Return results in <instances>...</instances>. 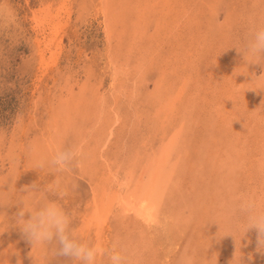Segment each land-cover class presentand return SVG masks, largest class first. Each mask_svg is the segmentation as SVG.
I'll return each instance as SVG.
<instances>
[{
	"label": "rangeland",
	"instance_id": "rangeland-1",
	"mask_svg": "<svg viewBox=\"0 0 264 264\" xmlns=\"http://www.w3.org/2000/svg\"><path fill=\"white\" fill-rule=\"evenodd\" d=\"M58 7H62V12L55 19ZM47 8L51 21L40 27L35 17L44 14ZM111 16L114 24L109 34L107 18ZM250 20H264V0H0V232H3L0 249L11 245L16 250L11 252L14 257L9 264H16L17 259L22 260L21 264L33 261L29 255L31 243L14 221L22 207L16 203L21 198L29 200L40 195L56 198L55 191L45 189L57 185L67 189L61 203L72 212L78 237L95 245L100 239L105 249L120 238L131 264H178L185 250L201 260L213 253L214 259L207 264L224 261L229 264L235 252L237 256H244L243 264H264V251L257 247V230L250 228L243 235L228 211L229 204L239 194L264 193V169L258 168L259 164L264 165V152L256 141L264 134V91L247 89L258 86L246 82L251 79V73L259 75L264 69L260 64H250L249 75H238L246 68L238 66L242 63V53L231 48L244 39ZM55 22L60 23L56 35L52 27ZM54 35L56 39L45 52L51 65L45 67L38 54V42L44 46ZM91 84L94 86L90 87ZM50 140L64 145L85 142L83 158L71 173H56L49 168L35 171L36 161L46 154ZM164 149L168 159L159 166L164 179L159 182L158 193L162 197L156 220L148 227L139 218L124 212L114 200L102 234L95 237V221L90 230L83 222L90 219L94 194L99 202L106 204L118 191L108 175H113V171L126 177L131 171L132 183L139 182V178H142L140 182H146L149 172L158 167ZM33 184L42 191L26 195L23 189ZM30 254H35L42 264H72L67 258L55 255L51 245L37 246ZM97 260V264H107L106 255L98 256Z\"/></svg>",
	"mask_w": 264,
	"mask_h": 264
},
{
	"label": "clouds",
	"instance_id": "clouds-1",
	"mask_svg": "<svg viewBox=\"0 0 264 264\" xmlns=\"http://www.w3.org/2000/svg\"><path fill=\"white\" fill-rule=\"evenodd\" d=\"M231 48L242 53V63L238 66L246 68V71L237 74L249 75L248 66L250 64H260L264 69V20H250L244 39L235 43ZM250 75L251 79L246 82L255 84L258 88L247 89L264 91V71H261L259 75L255 73ZM30 150L35 151V148ZM82 154V142L68 145L52 142L47 153L36 161V169L49 168L56 173H71L72 168L79 163ZM112 182L119 190H123L127 183L118 174L112 176ZM45 190L55 191L56 198L40 195L29 200L21 198L16 203L22 204V207L14 216L15 224L20 227L22 233L31 243L29 255L33 258L32 264H42L34 255L30 254L33 249L37 246L45 248L49 245L52 246L55 255L67 258L72 264H97V258L100 255L107 256V264H131L127 250L119 238L114 240L109 248L104 249L78 237L73 226V214L61 203V200L67 195L66 188L57 185L55 188L49 186ZM23 191L37 193L42 189L33 184L24 188ZM229 212L237 230H242L243 235L250 228L257 230V247L258 250L264 251V193L239 194L230 205ZM25 214H27V218H25ZM15 251L11 245L8 248L0 249V264H9L7 256ZM212 255L211 257L207 255L201 260L189 250H185L178 258V264H207V261L212 259ZM16 264H21V261L17 259ZM229 264H243L242 254L237 256L235 252Z\"/></svg>",
	"mask_w": 264,
	"mask_h": 264
},
{
	"label": "bare ground",
	"instance_id": "bare-ground-1",
	"mask_svg": "<svg viewBox=\"0 0 264 264\" xmlns=\"http://www.w3.org/2000/svg\"><path fill=\"white\" fill-rule=\"evenodd\" d=\"M158 1V0H157ZM106 2H108V1H106ZM159 2H161V1H159ZM63 3V2H62ZM109 3V2H108ZM111 4V3H110ZM161 4V3H160ZM142 5H144V4H142ZM58 6V5H57ZM66 6V5H65ZM162 7V6H161ZM66 8V7H65ZM213 8V7H212ZM58 9H59V7H58ZM165 9H166V7H165ZM55 10V9H54ZM178 10V9H177ZM195 11V10H194ZM49 8H47V9H45V11L43 12L44 14H41L40 16H38L37 15V17H35V20L38 22V25L41 27L42 25H46L47 23H50V21H51V16L49 15ZM60 12H62V7L59 9V10H57V12H56V14L54 15L55 17H53V18H55V19H57V17H60ZM166 12V11H165ZM172 12V11H171ZM54 13V12H53ZM147 13V12H146ZM38 14H39V12H38ZM52 14V13H51ZM196 14V13H195ZM261 14V13H260ZM176 15V14H175ZM62 16V15H61ZM158 16V15H157ZM198 16V15H197ZM63 17V16H62ZM172 17V15L170 16V18ZM238 17V16H237ZM166 18V17H165ZM168 18V17H167ZM174 18V17H173ZM33 19V18H32ZM172 19V18H171ZM184 19V18H183ZM49 20V21H48ZM179 20V19H178ZM190 20V19H189ZM158 21V20H157ZM53 22V21H52ZM178 22V21H177ZM194 22V21H193ZM196 22V21H195ZM60 23H61V21H60ZM59 22H55V25L53 24L52 25V27L54 26V31H53V33L56 35L57 33H58V29L60 28V24ZM107 23H108V26H107V28H108V30H106V31H108V33L110 34L111 32V30L113 29L112 28V26H111V24L113 25L114 24V20H113V16H111L110 17V19H108L107 18ZM185 23V22H184ZM206 23V25H207V22H205ZM170 24V23H169ZM182 25V24H181ZM200 25H201V23H200ZM177 26V25H176ZM180 26V25H179ZM106 27V26H105ZM115 27V26H114ZM112 28V29H111ZM136 29V28H135ZM208 29V28H207ZM241 29V28H240ZM53 30V29H52ZM210 30V29H209ZM137 31V30H136ZM185 31V30H184ZM233 31V30H232ZM52 32V31H51ZM208 32V31H207ZM239 32V31H238ZM210 33V32H209ZM216 33V32H215ZM147 34V33H146ZM53 36V37H51L49 40H48V42H45V45L44 46H41V41H39L38 43H39V50H38V54H39V56H40V60L42 61V63H44L43 65L45 66V67H47V66H49V65H51V63L49 64V61H47L46 60V57H45V52H46V49H50L51 48V46H52V43H53V41L56 39V36ZM139 35V34H138ZM208 35V34H207ZM217 35H218V33H217ZM110 36V35H109ZM112 36V35H111ZM143 36H144V34H143ZM234 36V35H233ZM232 36V37H233ZM137 37H139V36H137ZM207 37V36H206ZM135 38H136V35H135ZM147 38V37H146ZM204 38V37H203ZM214 38V37H213ZM226 38V37H225ZM228 39V38H227ZM42 40V39H41ZM134 40V39H133ZM215 40H217V39H215ZM224 40V39H223ZM240 40V39H239ZM44 41V40H43ZM139 40H137V42H138ZM160 41V40H159ZM227 41V40H226ZM236 41V40H235ZM109 42V41H108ZM144 42H145V40H144ZM146 42H148V40L146 41ZM169 42H170V40H169ZM172 42V41H171ZM232 42V41H231ZM114 43V42H113ZM135 43V42H134ZM139 43V42H138ZM158 43V42H157ZM132 44V43H131ZM130 44V45H131ZM148 44H150V43H148ZM227 44V43H226ZM160 45H162V44H160ZM159 45V46H160ZM222 45H223V43H222ZM173 46H174V44H173ZM110 47V46H109ZM114 48V47H113ZM136 49V48H135ZM139 50V49H138ZM142 50V49H141ZM140 50V51H141ZM146 51H148L147 49H145ZM173 51V50H172ZM54 52V51H53ZM122 52V51H121ZM133 53H134V51H132ZM143 52V51H142ZM152 52V51H151ZM154 53V52H153ZM114 54V53H113ZM52 55H53V53H52ZM118 55V54H117ZM145 55V54H144ZM170 55V54H169ZM216 55H217V53H216ZM186 58V57H185ZM192 58V57H191ZM230 59V58H229ZM106 60V59H105ZM153 60V59H152ZM194 60V59H193ZM136 61V60H135ZM234 61V60H233ZM183 62V61H182ZM235 62V61H234ZM106 63H108V62H106ZM183 63H185V62H183ZM230 63V62H229ZM233 63V62H232ZM110 64V63H109ZM176 64H178V63H176ZM194 64V63H193ZM227 64V63H226ZM165 65V64H164ZM237 65V64H236ZM175 66V65H174ZM180 66V65H179ZM184 66V65H183ZM229 66H230V64H229ZM232 66H233V64H232ZM50 67V66H49ZM172 67H173V64H172ZM227 67H228V64H227ZM226 67V68H227ZM255 67V66H254ZM115 68H117V67H115ZM177 68V67H176ZM181 68H182V66H181ZM184 68V67H183ZM211 68V67H210ZM112 69H114V67L112 68ZM165 69H167V67H165ZM175 69V68H174ZM173 69V70H174ZM198 69V68H197ZM228 69V68H227ZM236 69V68H235ZM234 69V67H233V70H235ZM239 69V68H238ZM238 69H237V71H238ZM241 69H242V67H241ZM202 70V69H201ZM207 70V69H206ZM224 70V69H223ZM226 70V69H225ZM228 70H231V69H228ZM91 71V70H90ZM92 71H93V69H92ZM98 71V70H97ZM120 71V70H119ZM143 71V70H142ZM210 72H212L211 70H209ZM218 71V70H217ZM217 71H216V73H217ZM219 71H220V68H219ZM222 71V70H221ZM220 71V72H221ZM241 71V70H240ZM88 72V71H87ZM118 72V71H117ZM122 72V71H121ZM120 72V73H121ZM162 72V71H161ZM165 72V71H164ZM167 72V71H166ZM174 72V71H173ZM172 72V74H174ZM185 72V71H184ZM189 72V71H188ZM203 72V71H202ZM204 72H205V70H204ZM210 72H208V73H210ZM213 72H215V70L213 71ZM226 72V71H225ZM231 72H232V70H231ZM92 73V72H91ZM108 73V72H107ZM110 73V72H109ZM169 72H167V74H168ZM224 73V72H223ZM228 73V72H227ZM233 73V72H232ZM122 74V73H121ZM121 74H119V75H121ZM164 74V73H163ZM241 74V73H240ZM179 75V74H178ZM209 75V74H208ZM210 75H212V74H210ZM213 75H215V73L213 74ZM220 75V74H219ZM229 75V74H228ZM227 75V76H228ZM236 75V74H235ZM239 75V74H238ZM122 76V75H121ZM121 76H119V77H121ZM190 76V75H189ZM233 76V75H232ZM231 76V77H232ZM112 77V76H111ZM114 77V76H113ZM163 77V76H162ZM175 77V76H174ZM184 77H185V75H184ZM187 77V76H186ZM185 77V78H186ZM195 77V76H194ZM206 77V76H205ZM209 77V76H208ZM211 77V76H210ZM213 77V76H212ZM218 77V76H217ZM224 77V76H223ZM115 78V77H114ZM176 78V77H175ZM220 78H221V75H220ZM230 78V77H229ZM233 78H235V77H233ZM118 79V78H117ZM160 79V78H159ZM163 79V78H162ZM180 79V78H179ZM192 79V78H191ZM219 79V78H218ZM223 79H225V77L223 78ZM231 79V78H230ZM188 80H189V78H188ZM196 80V79H195ZM214 80V79H213ZM97 81V80H96ZM132 81V80H131ZM162 81V80H161ZM194 81V80H193ZM210 81V80H209ZM215 81H216V79H215ZM214 81V82H215ZM224 81V80H223ZM227 81V80H226ZM225 81V82H226ZM69 82V81H68ZM91 82V81H90ZM180 82H182V81H180ZM188 82V84H189V81H187ZM213 82V81H212ZM213 82V83H214ZM228 82V81H227ZM230 82V81H229ZM232 82V81H231ZM70 83V82H69ZM87 83V82H86ZM92 83H93V81H92ZM98 83V82H97ZM112 83V82H111ZM183 83H184V81H183ZM186 83V82H185ZM184 83V84H185ZM192 83V82H191ZM94 84L96 85V83H95V81H94ZM94 84H93V86H94ZM99 84V83H98ZM210 84V83H209ZM230 84V83H229ZM232 84V83H231ZM118 85V84H117ZM167 85V84H166ZM170 85V84H169ZM168 85V86H169ZM183 85V84H182ZM218 85V84H217ZM239 85V84H238ZM84 86V85H83ZM82 86V87H83ZM92 86V84L90 85V87ZM92 86V87H93ZM171 86V85H170ZM231 86V85H230ZM229 86V87H230ZM245 86V85H244ZM210 87V86H209ZM212 87H213V85H212ZM217 87V86H216ZM225 87V86H224ZM228 87V88H229ZM235 87V86H234ZM234 87H233V89H234ZM127 88V87H126ZM129 88V87H128ZM184 88V87H183ZM215 88V87H214ZM238 88H240V87H238ZM87 89V88H86ZM89 89V88H88ZM93 89V88H92ZM120 89H122L121 87H120ZM179 89V88H178ZM213 89V88H212ZM230 89H232V88H230ZM96 90V89H95ZM112 90V89H111ZM129 90H130V88H129ZM172 90V89H171ZM177 90V89H176ZM216 90V89H215ZM243 90V89H242ZM180 91V90H179ZM194 91H196V90H194ZM249 91V90H248ZM90 92H94V90H92V91H90ZM97 92H99V91H97ZM121 92H123V91H121ZM125 92V91H124ZM167 92V91H166ZM181 92V91H180ZM216 92V91H215ZM233 92V91H232ZM237 92V91H236ZM251 92H252V90H251ZM254 92V91H253ZM85 93V92H84ZM118 93V92H117ZM116 93V95H118ZM167 93H169V92H167ZM183 93V92H182ZM198 93V92H197ZM260 93H262V92H260ZM88 94V93H87ZM181 94V93H180ZM190 94V93H189ZM235 94V93H234ZM236 94H238V93H236ZM77 95H79V94H77ZM97 95V94H96ZM122 95H123V93H122ZM130 95V94H129ZM154 95V94H153ZM124 96V95H123ZM176 96H178V94L176 95ZM214 96V95H213ZM259 96V94L257 95V97ZM72 97V96H71ZM118 97V96H117ZM116 97V98H117ZM125 97H126V95H125ZM137 97V96H136ZM156 97V96H155ZM154 97V98H155ZM171 97V96H170ZM212 97V96H211ZM241 97V96H240ZM75 98V97H74ZM81 98H82V96H81ZM81 98H80V100H81ZM88 98V97H87ZM91 98V97H90ZM89 98V99H90ZM119 98V97H118ZM123 98V97H122ZM177 98H179V97H177ZM187 98V97H186ZM226 98H228V97H226ZM239 98V97H238ZM73 99V98H72ZM103 99V98H102ZM108 99V98H107ZM121 99V98H120ZM119 99V100H120ZM131 99V98H130ZM160 99V98H159ZM168 99V98H167ZM171 99V98H170ZM244 99V98H243ZM74 100V99H73ZM83 100V99H82ZM91 100V99H90ZM104 100V99H103ZM115 100H117V99H115ZM155 100H156V98H155ZM214 100H215V98H214ZM237 100V99H236ZM75 101V100H74ZM122 101V100H121ZM151 101V100H150ZM157 101V100H156ZM155 101V102H156ZM167 101V104H168V100H166ZM170 101H172V100H170ZM209 101V100H208ZM217 101V100H216ZM226 101V100H225ZM258 101V100H257ZM68 102V101H67ZM82 101H80V103H81ZM93 102V101H92ZM134 102V101H133ZM136 102H138V101H136ZM173 102V101H172ZM178 102V101H177ZM189 102V101H188ZM232 102V101H231ZM76 103V102H75ZM84 103V102H83ZM86 103H88V102H86ZM89 103H91V101L89 102ZM93 103H95V102H93ZM99 103V102H98ZM97 103V104H98ZM124 103V102H123ZM174 103V102H173ZM182 103V102H181ZM262 103V102H261ZM97 104H95L94 106L96 107V105ZM118 104V103H117ZM126 104V103H125ZM162 104H163V102H162ZM183 104V103H182ZM76 105V104H75ZM78 105V104H77ZM100 105V104H99ZM111 105V104H110ZM109 105V106H110ZM119 105V104H118ZM164 105V104H163ZM171 105V104H170ZM187 105V104H186ZM132 106V105H131ZM157 106V105H156ZM182 106V105H181ZM188 106V105H187ZM207 106V105H206ZM210 106V105H209ZM226 106V105H225ZM231 106H233L232 104H231ZM95 107H93L94 109H96ZM102 107V106H101ZM162 107V106H161ZM183 107V106H182ZM192 107V106H191ZM236 107V106H235ZM77 108V107H76ZM127 108V107H126ZM185 108V107H184ZM215 108V107H214ZM213 108V109H214ZM240 108V107H239ZM219 109V108H218ZM245 109V108H244ZM118 110V109H117ZM116 110V111H117ZM158 110V109H157ZM162 110H163V107H162ZM186 110V109H185ZM220 110V109H219ZM222 110V109H221ZM233 110V109H232ZM231 110V111H232ZM257 110V109H256ZM68 111H69V109H68ZM111 111V110H110ZM133 111V110H132ZM143 111V110H142ZM166 111V110H165ZM230 111V110H229ZM258 111H260V109L258 110ZM257 111V112H258ZM75 112V111H74ZM89 112H90V110H89ZM92 112H94V111H92ZM98 112V111H97ZM105 112V111H104ZM233 112V111H232ZM58 113V112H57ZM98 113H100V112H98ZM218 113V112H217ZM222 113V112H221ZM91 114V113H90ZM220 114V113H219ZM60 115V114H59ZM64 115V114H63ZM98 115V114H97ZM116 115V114H115ZM115 115H113L114 117H115ZM135 115H137L136 113H135ZM174 115V114H173ZM228 115V114H227ZM235 115V114H234ZM92 116H95V115H92ZM99 116H100V114H99ZM106 116V115H105ZM111 116H112V114H111ZM134 116V115H133ZM224 116V115H223ZM231 116V115H230ZM260 116V115H259ZM62 117V116H61ZM78 117H80V116H78ZM102 117H103V115H102ZM128 117V116H127ZM176 117V116H175ZM212 117V116H211ZM225 117V116H224ZM228 117V116H227ZM63 118V117H62ZM61 118V119H62ZM68 118V117H67ZM67 118H66V120H67ZM81 118V117H80ZM90 118V117H89ZM117 118V117H116ZM136 118H138V116L136 117ZM221 118H223V117H221ZM232 118V117H231ZM263 118V117H262ZM93 119V118H92ZM165 119V118H164ZM163 118L161 119V120H164ZM239 119V118H238ZM59 120V119H58ZM80 120V119H79ZM94 120V119H93ZM230 120H232V119H230ZM87 121V120H86ZM90 121V120H89ZM130 121V120H129ZM223 121V120H222ZM227 121H229V120H227ZM92 122V121H91ZM94 122V121H93ZM92 122V123H93ZM138 122V121H137ZM185 122V121H184ZM230 122V121H229ZM79 123V122H78ZM84 123V122H83ZM129 123V122H128ZM190 123V122H189ZM262 123V122H261ZM90 124V123H89ZM130 124H131V122H130ZM187 124V123H186ZM220 124V123H219ZM98 125V124H97ZM107 125V124H106ZM112 125V124H111ZM114 125V124H113ZM166 125V124H165ZM224 125H225V123H224ZM44 126V125H43ZM109 126H110V124H109ZM163 126V125H162ZM230 126V125H229ZM228 126V127H229ZM69 127V126H68ZM171 127V126H170ZM176 127H178V126H176ZM176 127H175V129H176ZM225 127V126H224ZM94 128H96V127H94ZM113 128V127H112ZM227 128V127H226ZM225 128V129H226ZM66 129V128H65ZM68 129V128H67ZM77 129V128H76ZM109 129V128H108ZM173 129H174V127H173ZM49 130V129H48ZM102 130H104V129H102ZM110 130V129H109ZM222 130H223V128H222ZM264 130V129H263ZM56 131H58V130H56ZM86 131V130H85ZM88 131V130H87ZM129 131V130H128ZM179 131V130H178ZM230 132H231V130H229ZM48 132V131H47ZM88 132H90V131H88ZM88 132H87V134H88ZM96 132V131H95ZM225 132V131H224ZM252 132V131H251ZM49 133V132H48ZM85 133V132H84ZM183 133V132H182ZM228 131H227V135H228ZM232 133V132H231ZM24 134V133H23ZM93 134V133H92ZM179 134V133H178ZM177 134V135H178ZM248 134V133H247ZM260 134V133H259ZM43 135V134H42ZM89 135V134H88ZM112 135V134H111ZM163 135V134H162ZM172 135H173V133H172ZM230 135V134H229ZM235 135V134H234ZM18 136V135H17ZM20 136V135H19ZM94 136V135H93ZM176 136V135H175ZM232 136H233V134H232ZM45 137V136H44ZM48 137H49V135H48ZM108 137V136H107ZM125 137V136H124ZM173 137V136H172ZM237 137V136H236ZM53 138V137H52ZM82 138V137H81ZM170 138V137H169ZM218 138V137H217ZM235 138V137H234ZM256 138H258V137H256ZM18 139V138H17ZM22 139V138H21ZM25 139V138H24ZM46 139V138H45ZM80 139V138H79ZM175 139V138H174ZM178 139V138H177ZM224 139H226V138H224ZM248 139V138H247ZM19 140H20V138H19ZM52 140V139H51ZM50 140V141H51ZM57 140H59V139H57ZM84 140V139H83ZM91 140V139H90ZM92 140H93V137H92ZM106 140H108V139H106ZM173 140V139H172ZM209 140V139H208ZM227 140V139H226ZM43 141V140H42ZM81 141V140H80ZM171 141V140H170ZM175 141V140H174ZM233 141V140H232ZM235 141H236V139H235ZM234 141V142H235ZM250 141V140H249ZM257 142H259V144H258V146H259V148L260 149H262V151L264 152V134L262 135V137H260V140H256ZM21 142V141H20ZM44 142H46V141H44ZM52 142V141H51ZM184 142V141H183ZM185 142H186V140H185ZM218 142V141H217ZM228 142V141H227ZM234 142L233 143H231V146L234 144ZM238 142V141H237ZM85 143V142H84ZM83 143V144H84ZM167 143V142H166ZM172 144H173V141L171 142ZM236 143V142H235ZM245 143V142H244ZM47 144V143H46ZM49 144V143H48ZM92 144V143H91ZM98 144V143H97ZM230 144V143H229ZM237 144V143H236ZM250 144V143H249ZM93 145V144H92ZM104 145V144H103ZM164 145V144H163ZM167 145V144H166ZM171 145V144H170ZM225 145H226V143H225ZM238 145H239V142H238ZM32 146V145H31ZM85 146H89V145H85ZM94 146V145H93ZM168 146V145H167ZM172 146V145H171ZM215 146H216V144H215ZM221 146V145H220ZM227 146V145H226ZM246 146V145H245ZM35 147H37V144H36V146ZM244 146L242 145V148H243ZM256 147V146H255ZM41 148V147H40ZM86 148V147H85ZM164 148V147H163ZM223 148V147H222ZM234 148V147H233ZM236 148V147H235ZM237 148H238V146H237ZM240 148V147H239ZM254 148V147H253ZM19 149V148H18ZM29 149V148H28ZM31 149V148H30ZM39 149V148H38ZM101 149V148H100ZM170 149V148H169ZM231 149V148H230ZM27 150V149H26ZM45 150V149H44ZM161 150H163L162 148H161ZM236 150V149H235ZM234 150V151H235ZM241 150V149H240ZM246 150V149H245ZM41 151V150H40ZM92 151V150H91ZM164 151L165 152H163L160 156H159V160H158V167L156 168H153L150 172H149V179H148V181H146V182H140V180H142V178H139L140 180H139V182H135V183H132L133 182V177H134V175H133V173H131V171L129 172V173H127V175H126V177H123L126 181H127V183H126V187L123 189V190H119L118 189V191L116 192V193H114L115 195H113L112 197H113V199L109 196V194L107 195V196H109L111 199H110V202L108 203V201H107V203L105 204L103 201L102 202H99L98 200H97V195L96 194H94V197H93V200H92V206H93V208L91 209L92 211H91V213H89V221H87V219H86V221L87 222H83V224L85 225V227H87V230L89 229L90 230V228L92 227V223H93V221H95V225H96V227H95V229H96V233H95V237L97 236L98 238L100 237V235L102 234V230H103V227H104V224L106 223V221H107V216H108V214H109V209L112 207V205H113V203H114V200H117L118 201V205H120L122 208H123V211L124 212H126V213H130L131 215H133V216H135V217H137V218H139L142 222H144V223H146V224H148V227H149V224H151L152 222H154L155 220H156V216L158 215L157 213L159 212V206L158 205H160V203H161V197H162V195H160L159 193H158V190H159V182L161 181V179H164V178H162V176H161V173H160V171H162V168L161 169H159V166H161V165H164V163H165V161L168 159V156H167V150H165L164 149ZM186 151V150H185ZM225 151V150H224ZM239 151V150H238ZM254 151V150H253ZM20 152V151H19ZM34 152V151H33ZM46 152V151H45ZM44 152V153H45ZM95 152V151H94ZM181 152H183V151H181ZM243 152V151H242ZM251 152V151H250ZM17 153V152H16ZM15 153V154H16ZM31 153V152H30ZM47 153V152H46ZM86 153V152H85ZM103 153V152H102ZM149 153V152H148ZM161 153V152H160ZM220 153V152H219ZM14 154V153H13ZM20 154H21V152H20ZM38 154H39V152H38ZM37 154V155H38ZM100 154V153H99ZM208 154V153H207ZM96 155V154H95ZM106 155V154H105ZM174 155H175V153H174ZM239 155V154H238ZM238 155H236V156H238ZM263 155H264V153H263ZM16 156V155H15ZM177 156V155H176ZM219 156V155H218ZM29 157V156H28ZM82 157V156H81ZM100 157V156H99ZM102 157V156H101ZM123 157V156H122ZM223 157V156H222ZM247 157V156H246ZM264 157V156H263ZM83 158V157H82ZM187 158V157H186ZM257 158H258V156H257ZM85 159V158H84ZM179 159V158H178ZM235 159H236V157H235ZM242 159H243V157H242ZM254 159V158H253ZM238 160H240V159H238ZM244 160V159H243ZM241 161V160H240ZM244 161H247V160H244ZM249 161V160H248ZM106 162V161H105ZM155 162V161H154ZM109 163V162H108ZM126 163H127V161H126ZM152 163V162H151ZM150 163V164H151ZM243 163V162H242ZM249 163V162H248ZM251 163V162H250ZM254 163V162H253ZM258 163V162H257ZM104 164V163H103ZM110 165V164H109ZM230 165V164H229ZM252 165V164H251ZM256 165V164H255ZM31 166V165H30ZM149 166V165H148ZM228 166V165H227ZM232 166H233V164H232ZM234 166H236V165H234ZM118 167V166H117ZM150 167V166H149ZM238 167V166H237ZM13 168H14V166H13ZM17 168V167H16ZM15 168V169H16ZM245 168V167H244ZM258 168H259V170L261 169H264V165L261 163V164H259V166H258ZM47 169V168H46ZM147 169V168H146ZM238 169V168H237ZM241 169V168H240ZM32 170V169H31ZM110 170V173H111V168L109 169ZM116 170V169H115ZM142 170H144V169H142ZM164 170V169H163ZM35 171H36V168H35ZM37 171H38V169H37ZM51 171V170H50ZM141 171V170H140ZM166 171V170H165ZM237 171V170H236ZM238 171H239V169H238ZM251 171V170H250ZM16 172V171H15ZM25 172V171H24ZM29 172V171H28ZM257 171H255V173H256ZM109 172H107V174H108ZM167 173V172H166ZM264 173V172H263ZM40 174V173H39ZM89 174V173H88ZM112 174L113 175H116V173H114L113 171H112ZM174 174V173H173ZM259 174V173H258ZM49 175V174H48ZM52 175H53V173H52ZM61 175V174H60ZM98 175V174H97ZM102 175V174H101ZM113 175H108V180L110 181V182H112V176ZM121 175V174H120ZM141 175V173L139 174V176ZM166 175V174H165ZM194 175V174H193ZM244 175V174H243ZM253 175V174H252ZM15 176V175H14ZM36 176V175H35ZM167 176V175H166ZM170 176V175H169ZM263 176H264V174H263ZM13 177V176H12ZM37 177V176H36ZM97 177V176H96ZM102 177V176H101ZM141 177V176H140ZM245 177V176H244ZM252 177V176H251ZM259 177V176H258ZM85 178V177H84ZM98 178H99V176H98ZM138 178V177H137ZM261 178V177H260ZM11 179V178H10ZM51 179V178H50ZM105 179V178H104ZM244 179V178H243ZM251 179V178H250ZM255 179H257V176L255 177ZM99 180V179H98ZM180 180V179H179ZM178 180V181H179ZM252 180V179H251ZM259 180V179H258ZM104 181V180H103ZM107 181V180H106ZM168 181V180H167ZM243 181V180H242ZM244 181H245V179H244ZM248 180H246V182H247ZM264 181V180H263ZM95 182V181H94ZM254 182V181H253ZM257 182H259V181H257ZM1 183V182H0ZM179 183H180V181H179ZM245 183V182H244ZM248 183V182H247ZM250 183V182H249ZM131 184H133V187L131 186ZM181 184V183H180ZM205 184V183H204ZM242 184V183H241ZM47 185H48V183H47ZM28 186V185H27ZM91 186V185H90ZM98 186V185H97ZM96 186V187H97ZM162 186V185H161ZM169 186V185H168ZM183 186V185H182ZM92 188H95V187H93V186H91ZM173 187H174V185H173ZM179 187V186H178ZM101 189H102V187H101ZM174 189V188H173ZM176 189V188H175ZM180 189V188H179ZM13 190V189H12ZM105 190V189H104ZM193 190V189H192ZM191 190V191H192ZM217 190V189H216ZM260 190V189H259ZM93 191H94V189H93ZM107 191H108V189H107ZM112 191V190H111ZM264 191V190H263ZM262 191V192H263ZM24 192V191H23ZM104 192V191H103ZM167 192V191H166ZM170 192H171V190H170ZM179 192V191H178ZM4 193V192H3ZM18 193V192H17ZM16 193V194H17ZM98 193V192H97ZM190 193V192H189ZM232 193V192H231ZM250 193V192H249ZM170 194V193H169ZM180 194V193H179ZM7 195H9V194H7ZM26 195H28L27 193H26ZM177 195V194H176ZM12 196V195H11ZM14 196V195H13ZM102 196H105V194L104 195H102ZM187 196V195H186ZM23 197V196H22ZM183 197V196H182ZM181 197V198H182ZM10 198V197H9ZM8 198V199H9ZM91 198V197H90ZM164 198V197H163ZM180 198V199H181ZM5 199V198H4ZM13 199H14V197H13ZM20 198H19V196H18V200H19ZM102 199V198H101ZM187 199V198H186ZM191 199V198H190ZM196 199V198H195ZM179 200V199H178ZM183 200H185L184 198H183ZM8 201V200H7ZM181 201V200H180ZM187 201V200H186ZM192 201H193V199H192ZM196 201V200H195ZM194 201V202H195ZM89 201H87V203H88ZM89 204V203H88ZM190 204H191V202H190ZM193 204V203H192ZM180 205H181V203H180ZM186 205V204H185ZM226 205H228V204H226ZM231 204H229V206H230ZM189 206V205H188ZM120 208V207H119ZM189 208H193V207H189ZM210 208V207H209ZM118 209V208H117ZM121 209V208H120ZM229 211V210H228ZM89 212V211H88ZM164 212V211H163ZM167 213V212H166ZM165 213V214H166ZM214 213H215V210H214ZM85 214V213H84ZM217 216L219 215L218 213L216 214ZM216 215H213V216H216ZM229 215H230V213H229ZM111 216V215H110ZM122 216V215H121ZM128 216V215H127ZM83 217H85V216H83ZM132 217V216H131ZM166 217H168V216H166ZM226 217V216H225ZM117 218V217H116ZM120 218V217H119ZM121 218H123V217H121ZM216 218V217H215ZM214 218V219H215ZM231 218V217H230ZM167 219V218H166ZM229 219V218H228ZM227 219V220H228ZM233 219V218H232ZM231 219V220H232ZM123 220H125L124 218H123ZM134 220V219H133ZM133 220H131V221H133ZM160 220H162V219H160ZM15 221V220H14ZM165 221V220H164ZM169 221V220H168ZM172 221V220H171ZM211 221V220H210ZM223 221V220H222ZM233 221V220H232ZM167 221H165V223H166ZM201 222V221H200ZM229 222H231V221H229ZM229 222H228V224H229ZM173 223V222H172ZM225 223H227V222H225ZM108 224V223H107ZM125 224V223H124ZM128 224V223H127ZM166 224H168V223H166ZM166 224L163 226V228H165L166 227ZM205 224V223H204ZM208 224H209V221H208ZM137 225V224H136ZM171 225V224H170ZM210 225V224H209ZM218 225V224H217ZM230 225V224H229ZM93 226H94V224H93ZM150 226H152V225H150ZM169 226V225H168ZM175 226V225H174ZM219 226V225H218ZM233 226H235V225H233ZM147 227V228H148ZM170 227V226H169ZM199 227V226H198ZM206 227H208V226H206ZM212 227V226H211ZM232 227V226H231ZM144 228V227H143ZM152 228V227H151ZM162 228V229H163ZM202 228V227H201ZM218 228H221V227H218ZM115 229V228H114ZM126 229V228H125ZM149 229V228H148ZM174 229V228H173ZM206 229V228H205ZM225 229V228H224ZM11 230V229H10ZM116 230V229H115ZM114 230V231H115ZM124 230V229H123ZM169 230V229H168ZM198 230V229H197ZM219 230V229H218ZM77 231V230H76ZM126 231V230H125ZM165 231V230H164ZM202 231V230H201ZM201 231H199V232H201ZM207 231V230H206ZM222 231V230H221ZM220 231V232H221ZM256 231V230H255ZM16 232V231H15ZM19 232V231H18ZM82 232V231H81ZM176 232V231H175ZM174 232V233H175ZM216 231H214V233H215ZM225 232V231H224ZM223 232V233H224ZM231 232V231H230ZM79 233H80V230H79ZM101 233V234H100ZM127 233V232H126ZM158 233V232H157ZM197 233V232H196ZM217 233H219V231L217 232ZM254 233V232H253ZM94 234V233H93ZM129 234V233H128ZM133 234V233H132ZM134 234H135V232H134ZM166 234V233H165ZM170 233L168 232V234H167V236L169 235ZM181 234V233H180ZM184 234V233H183ZM256 234H258V233H256ZM80 235V234H79ZM123 235H124V233H123ZM174 235V234H173ZM172 235V236H173ZM206 235H208V234H205L204 236H206ZM215 235V234H214ZM220 235V234H219ZM10 236V235H9ZM126 236V235H125ZM187 236V235H186ZM192 236V235H191ZM213 236V235H212ZM216 236V235H215ZM221 236V235H220ZM155 237V236H154ZM200 237V236H199ZM128 238V237H127ZM133 238V237H132ZM173 238L174 237H172V240H173ZM175 238H177V237H175ZM208 238V237H207ZM206 238V239H207ZM120 239V238H119ZM151 239V238H150ZM149 239V240H150ZM168 239V238H167ZM189 239H190V237H189ZM122 240V239H121ZM154 240H156V239H154ZM160 240V239H159ZM208 240V239H207ZM97 243H96V245H98L99 247H101V248H104L105 249V246H104V244H103V242L100 240V239H97ZM209 241V240H208ZM219 241V240H218ZM250 241H251V238H250ZM12 242V241H11ZM95 242H96V240H95ZM124 242V241H123ZM129 242V241H128ZM152 242H153V240H152ZM155 243H156V241H154ZM162 242V241H161ZM167 242V241H166ZM174 242V241H173ZM190 242V241H189ZM204 242V241H203ZM206 242V241H205ZM252 242V241H251ZM250 242V243H251ZM181 243V242H180ZM196 243V242H195ZM201 243V242H200ZM219 243V242H218ZM234 243V242H233ZM249 243V244H250ZM101 244H103V245H101ZM124 244V243H123ZM126 244V243H125ZM128 244V243H127ZM190 244H192V243H190ZM235 244V243H234ZM254 244V243H253ZM161 245H162V243H161ZM165 245V244H164ZM185 245V244H184ZM203 245V244H202ZM222 245V244H221ZM233 245V244H232ZM170 246H171V244H170ZM175 246H177V245H175ZM204 246V245H203ZM220 246V245H219ZM223 246V245H222ZM236 246V245H235ZM251 246V245H250ZM131 247V246H130ZM132 247H134V246H132ZM158 247V246H157ZM169 247V246H168ZM186 247V246H185ZM217 247V246H216ZM253 247V246H252ZM13 248V247H12ZM134 248H136V247H134ZM162 248H163V246H162ZM161 248V249H162ZM171 248V247H170ZM196 248H197V245H196ZM219 248V247H218ZM225 248H227V247H225ZM255 248V247H254ZM198 249V248H197ZM217 249V248H216ZM220 249V248H219ZM228 249V248H227ZM237 250V249H236ZM245 250V249H244ZM131 251H132V248H131ZM160 251V250H159ZM207 251V250H206ZM215 251V250H214ZM237 251H239V250H237ZM251 252H252V250H250ZM165 252V251H164ZM224 252H226V251H224ZM230 252V251H229ZM228 252V253H229ZM247 252H249V251H247ZM216 253V252H215ZM241 253V252H240ZM141 254V253H140ZM139 254V255H140ZM149 254V253H148ZM159 254H163V253H159ZM168 254H171V253H168ZM197 254V253H196ZM209 254V253H208ZM213 254V253H212ZM217 254H219V252L217 253ZM226 254V253H225ZM223 255V256H225L226 257V255ZM237 254V253H236ZM35 255V254H34ZM158 255V254H157ZM199 255V254H198ZM202 255V254H201ZM241 255V254H240ZM161 256V255H160ZM159 256V257H160ZM164 256V255H163ZM170 256V255H169ZM171 256H172V254H171ZM170 256V257H171ZM197 256V255H196ZM207 256V255H206ZM246 256V255H245ZM249 256V255H248ZM14 257V255H13V253H10L8 256H7V259L9 260V262H10V260H12V258ZM137 256H135V258H136ZM140 257V256H139ZM152 257V256H151ZM199 256H197V258H198ZM242 257H244V256H242ZM141 258H143V257H141ZM162 258V257H161ZM169 257H167L166 259H168ZM177 258V257H176ZM212 258H213V256H212ZM232 258V257H231ZM39 259V258H38ZM137 259V258H136ZM148 259H149V257H148ZM204 259V258H203ZM214 259V258H213ZM216 259V258H215ZM246 259H247V257H246ZM252 259V258H251ZM143 260H144V258H143ZM146 260V259H145ZM244 260V259H243ZM249 260V259H248ZM22 261V260H21ZM98 261V260H97ZM137 261V260H136ZM147 261V260H146ZM150 261V260H149ZM154 261H155V259H154ZM158 261V260H157ZM164 261V260H163ZM167 261V260H166ZM213 261V260H212ZM251 261V260H250ZM28 262V261H27ZM131 262V261H130ZM140 262V261H139ZM210 262V261H209ZM208 262V263H209ZM215 262V261H214ZM145 263V262H144ZM143 263V264H144ZM166 263V262H165ZM228 263V262H227ZM136 264V263H135ZM151 264V263H150ZM156 264V263H155ZM158 264H160V263H158ZM213 264H215V263H213ZM223 264H225V261H224V263ZM245 264V263H244Z\"/></svg>",
	"mask_w": 264,
	"mask_h": 264
}]
</instances>
